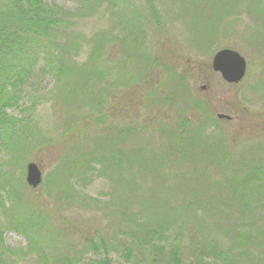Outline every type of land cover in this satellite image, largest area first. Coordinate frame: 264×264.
I'll return each instance as SVG.
<instances>
[{
    "label": "rangeland",
    "instance_id": "rangeland-1",
    "mask_svg": "<svg viewBox=\"0 0 264 264\" xmlns=\"http://www.w3.org/2000/svg\"><path fill=\"white\" fill-rule=\"evenodd\" d=\"M193 1L189 9L197 8L204 18L217 22L218 33L214 34L211 41L202 43L203 46L211 47L206 52L192 45L197 40L191 28L195 26L192 24L195 17L184 15L185 7L181 0H128V11L139 10L143 14L140 25L144 31L145 45L140 58L132 52L134 59H129L119 44L127 32L121 33L115 28V22L120 17L107 13V2L101 4L94 15L77 19V31L87 40L90 41L100 32L113 37L112 43L107 44L106 51L101 53L96 62L98 70L106 74L101 81L106 90L103 113L99 115L91 107L81 109L79 105L72 106V112L71 106L62 101L59 93L54 92V82L49 76L39 77L33 82L35 84L26 88V108L30 107L28 102L32 98L37 100L35 109L29 110L32 114L30 126L33 125L35 149L23 152V156L17 159L0 146V169L14 185L0 188V199L9 209L5 212L0 202L1 224L5 225L12 219V202L7 192L15 187L22 194L21 203L34 201L48 207L53 212L52 222L56 226L64 229L63 223H70L78 229L80 236L83 231L91 236L104 237L107 253L103 250L90 251L81 257L79 264L103 260L105 256L113 264H130L124 259L119 245L125 237L123 212L125 208L135 212L142 210L143 204L138 202L142 196L143 200L150 202L145 205L151 210L148 216L161 206L164 210L179 209L183 212L185 207L194 204L197 210H202L198 206L210 210L204 221H201L200 214L194 220L181 221L184 234L179 264H193V259L197 260L191 251L201 237L202 245L219 243L223 250L232 247L229 236L215 231L221 225L227 226L225 215L232 218L226 220L228 223L235 221L243 229L255 226L254 231L257 233L254 232V239L257 242L251 246V254L243 259V264H264V175H258L261 188L248 194L249 203L227 201L225 198L231 193L225 190L223 194L219 193L222 189L217 182L225 179L217 173L220 171L216 165L207 169V175L199 164L209 163L210 159L198 154V157L190 156V160H184L180 152V147H193L195 133L201 136L197 141L202 144L210 138L214 142L213 147L216 144L222 146L223 151L218 148L213 150L221 156L226 155L224 158L229 160L228 163L232 160L229 170L226 169V172H230L229 178H233L232 173L243 167V163L244 168L256 166L264 173V33L261 36L256 34L260 25L250 13L255 9L254 0L232 1L235 4L231 14L224 11L228 0H200L197 5ZM48 2L74 14H82L84 9L81 2L76 0ZM151 6L162 19L163 31L160 33H157L151 18ZM123 10L124 5L118 1L114 11L119 13ZM201 20V17L197 18L199 28ZM92 48L93 44L85 42L77 59L80 65L88 61ZM223 49L239 52L247 62L246 76L237 85L227 84L212 70L214 55ZM75 115L81 118L79 124ZM219 115L231 119L221 120ZM101 117L104 120L99 123ZM186 120L188 126L184 125ZM129 131L132 134H127ZM125 135L126 141L123 140ZM113 140L117 141L114 147L111 144ZM105 142V151L111 156L122 152L124 157L137 145L157 151V155L168 149H177L179 152L167 156L165 153L159 158L153 156L149 160L152 166L149 168L142 167L139 160H117L121 164L120 170L108 172V177L90 171L84 181H72L73 189L85 201L62 204L57 198V190L47 194L48 175L72 156L83 152H92L93 156L101 154L100 147ZM147 155L148 152H143L142 157L148 158ZM115 157L121 158L118 155ZM165 157L168 160H164ZM141 161L146 163L148 160ZM31 163L39 167L43 176L41 186L36 189L29 187L26 182L27 166ZM157 165L161 171L155 169ZM121 176L126 183L130 182L131 188L126 187ZM208 181L215 185L209 187ZM158 199L163 202L159 203ZM21 203L17 202V205ZM151 204H154L155 209ZM201 223L206 227L203 236L199 237L197 231ZM177 233L174 227L171 235ZM1 245L3 264H37L35 255L25 256L28 242L17 232L4 230ZM207 262L223 264L213 258L207 259ZM134 263L145 264V259L136 254Z\"/></svg>",
    "mask_w": 264,
    "mask_h": 264
},
{
    "label": "trees",
    "instance_id": "trees-1",
    "mask_svg": "<svg viewBox=\"0 0 264 264\" xmlns=\"http://www.w3.org/2000/svg\"><path fill=\"white\" fill-rule=\"evenodd\" d=\"M48 1L0 0V146L17 159L23 156V152H30L35 149L32 135L33 125L30 126L32 114L29 113V110L35 109L37 100L32 98L28 102L30 107L26 108L24 93L26 88L39 77L49 76L54 82V92L59 93L62 101L71 108L79 105L81 109L91 107L97 111V114L101 115L103 113L106 90L102 87L101 81L106 74L103 70L102 72L98 70L96 62L101 53L106 51L107 44L112 43L113 37H107L109 34L106 35V33L100 32L90 41L87 40L83 34L77 31L78 18L94 15L101 4L107 2V13L120 17L115 22V28H118L121 33L127 32V35L119 41V44L127 52L128 58L134 59L133 53H136L140 58L145 45L144 31L141 28L142 25H140L143 14L139 10L128 11V0H76L79 3L81 2L84 7L82 14H74L58 5H51ZM118 1L124 5V10L116 13L114 10ZM181 1L185 7V10H183L184 15L195 17L192 22L195 26L191 28L192 32H195L194 37L197 40L192 45L197 46L202 52H206L211 47L203 46L202 43L211 41L214 34L218 33L217 22L204 18V15L197 8L189 9V5L192 4L191 0ZM198 1L200 0H194L193 4L197 5ZM232 1L234 0H228V5L224 7L226 13L231 14L233 12L235 3H232ZM254 4L255 9L250 13L254 15L260 25L256 34L261 36L264 33V0H254ZM150 8L151 18L157 27L156 31L160 33L163 31L162 19L154 6ZM199 17L202 19L200 28L197 26V18ZM85 42L93 44V50L88 61L80 65L77 59L84 48ZM40 65H42L41 69L39 68ZM72 109V112H74V108ZM15 112H18V115H15ZM79 112L77 111V113ZM74 117L79 124L81 118L77 115ZM101 120H104V117H101L99 123ZM184 125L188 126L189 122L186 120ZM127 134H132V132L129 131ZM193 135V147L189 148L188 145L180 147L184 160H190V156L198 157V154L202 155L203 158L210 159L209 163L203 162L199 164V167L202 166L206 173L208 168L216 165L221 172L217 173L225 179L217 182V185L222 189L219 193L223 194L224 190L226 193L230 192V196L225 198L227 201L232 200V202H235L237 200L238 203H249L248 194L252 193L254 189L261 188L258 175L261 176L264 173H261L256 166L244 168L245 163H243V167L232 173L233 178H229L230 172H226V169L229 170L232 160L228 163L229 160L227 161V158H224L226 155L221 156L215 149V151L213 150V148H218L223 151L222 146L216 144L213 147L214 142L210 138L205 139L202 144L197 141L201 136L195 133ZM123 140H127L126 135ZM116 142V140L111 141L113 147L117 145ZM106 149L105 142L100 147L102 153H96L97 156L91 155L92 152H83L81 155L72 156L70 160L66 159L61 167H57L54 173L47 176V194L49 195L52 191L57 190V198L62 204L65 202L73 204L79 200L85 201L82 195L73 189L72 181H84L90 171L96 172L98 176L108 177L110 171L120 170L121 164L119 165L117 160H139L138 162L142 167L149 168L152 167L149 160L153 156L159 158L160 155L164 154L165 156V153H167V156L179 152L177 149L175 151L168 149L167 152L157 155V151L137 145L127 155L125 153L123 157L122 152H116L113 156L107 155ZM143 152L144 154L149 153L148 158H145L146 156L142 157ZM116 155L121 158L115 157ZM112 157L116 160H113ZM141 160L148 161L143 163ZM164 160H168L167 157ZM97 167H100L99 170H97ZM155 169L161 171V167L158 165L155 166ZM11 181L10 178L8 179L4 175L1 168L0 188L13 187ZM69 181L70 186L68 185ZM122 181L125 182L123 177ZM124 184L126 187H132L130 182ZM213 185H215L214 182L208 181L209 187ZM136 187L134 188L135 191ZM7 197L12 202V219L5 225L0 223V264H3L1 243L6 229L13 230L26 238L28 250L25 256L35 255L37 264H79L81 257L90 251L99 252L103 250L104 253H107L103 236H91L83 233V231L80 236L78 229H75L74 225L70 223H63L64 229L56 226L54 221L52 222L53 212L48 207L40 206L34 201H22L21 203L22 194L15 187L7 192ZM158 200L159 203L163 202L162 199ZM91 201L96 204L99 203L97 200L91 199ZM0 202L5 212H8L9 209L5 208L1 199ZM17 202L21 204L17 205ZM138 202L143 204L142 210L135 212L128 211L129 208H125V212H123L125 237L119 242V245L124 259L130 264H136L134 259L136 254H139L145 259V264H179L183 244L182 235L184 234L181 221L194 220L198 218L199 214L201 221H204L203 219L206 218L207 214L209 215L210 210H206L205 206H198L202 210H197L194 208V204L185 207L183 212L179 209L175 211H172V209L164 210L161 206L160 209L155 210L154 215L148 216L147 214L151 210L147 209L145 205L150 204V202L146 199L143 200L142 196L138 198ZM151 205L154 208V204ZM230 217V215L228 217L225 215L224 220L226 218V220H232ZM226 220L227 226L221 225V227L215 228V231L226 237L229 236L232 247L223 250L219 243L202 245L201 237V239H198V243H194L191 251L197 259H193V264H210L207 262V259L210 258L223 264H243V259L245 260L250 256V248L257 242L254 239V232L257 233L254 231L255 226L252 225V228L243 229L235 221L228 223ZM174 227L178 233L171 235ZM204 227L206 226L201 223L197 236H203ZM85 264L113 263L105 256L103 260L88 261Z\"/></svg>",
    "mask_w": 264,
    "mask_h": 264
},
{
    "label": "water",
    "instance_id": "water-1",
    "mask_svg": "<svg viewBox=\"0 0 264 264\" xmlns=\"http://www.w3.org/2000/svg\"><path fill=\"white\" fill-rule=\"evenodd\" d=\"M212 70L219 74L222 80L227 84L237 85L241 83L246 76L247 62L239 52L231 49H223L214 55ZM218 118L221 120L231 119L225 115H219ZM26 182L28 186L33 189L40 187L43 182L42 172L34 163L27 166Z\"/></svg>",
    "mask_w": 264,
    "mask_h": 264
}]
</instances>
